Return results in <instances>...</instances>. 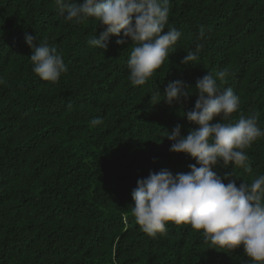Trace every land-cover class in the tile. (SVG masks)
<instances>
[{"label": "trees", "instance_id": "obj_1", "mask_svg": "<svg viewBox=\"0 0 264 264\" xmlns=\"http://www.w3.org/2000/svg\"><path fill=\"white\" fill-rule=\"evenodd\" d=\"M169 6V23L183 34L176 51L133 86L130 39L118 45L112 35L107 51L94 49L87 41L103 30L99 21L69 22L54 0H0V264H251L243 245L218 248L189 224L168 222L167 233L152 238L132 213L139 179L164 168L191 171L195 160L169 151L164 135L176 124L185 136L198 127L181 115L194 107L196 80L208 71L227 67L222 87L240 96L228 122L257 112L264 129V0ZM202 25L206 38L197 40ZM26 32L62 52L67 71L58 82L32 71ZM197 42L204 44L197 64H181ZM176 79L193 86L190 99L152 105L151 94ZM97 117L104 123L90 126ZM245 151L251 171H214L249 183L264 174V137Z\"/></svg>", "mask_w": 264, "mask_h": 264}, {"label": "clouds", "instance_id": "obj_2", "mask_svg": "<svg viewBox=\"0 0 264 264\" xmlns=\"http://www.w3.org/2000/svg\"><path fill=\"white\" fill-rule=\"evenodd\" d=\"M54 4L64 19L74 24L90 18L99 21L103 30L88 39L91 48L107 51L112 35L118 37V45L131 40L127 67L128 80L133 86L144 85L153 77L176 51L175 46L183 35L169 23V0H83L82 3L54 0ZM205 38L206 29L202 25L197 40ZM25 43L32 50V71L44 81L58 82L67 71L62 52L50 45L47 38L40 39L27 32ZM203 47V43H195L181 64H197ZM229 75L225 67L215 75L208 71L196 80L195 105L181 116L198 127L185 136L181 131L183 125L176 124L164 135L173 142L169 151L189 154L195 163L189 165L191 171L187 173L173 174L164 168L139 179L131 192L132 213L142 231L152 238L166 234L168 222L189 224L203 232L206 242L228 250L243 245L251 264H264V174L249 183L235 172L220 176L214 171L217 166L229 165L251 171L245 150L264 137L257 112L247 117L241 115L237 122H228L241 102L233 89L222 87ZM0 83H4L2 78ZM192 88L183 79L170 81L163 92L158 88L151 94L150 103L155 105L163 100L170 106L183 105L193 95ZM103 123V118L97 117L90 121V126ZM238 179L243 181L239 186Z\"/></svg>", "mask_w": 264, "mask_h": 264}]
</instances>
